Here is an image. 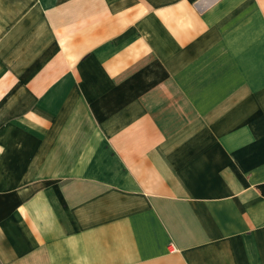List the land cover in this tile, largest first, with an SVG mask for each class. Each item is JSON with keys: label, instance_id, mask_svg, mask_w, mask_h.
Instances as JSON below:
<instances>
[{"label": "crops", "instance_id": "obj_1", "mask_svg": "<svg viewBox=\"0 0 264 264\" xmlns=\"http://www.w3.org/2000/svg\"><path fill=\"white\" fill-rule=\"evenodd\" d=\"M0 264H264V0H0Z\"/></svg>", "mask_w": 264, "mask_h": 264}, {"label": "built area", "instance_id": "obj_2", "mask_svg": "<svg viewBox=\"0 0 264 264\" xmlns=\"http://www.w3.org/2000/svg\"><path fill=\"white\" fill-rule=\"evenodd\" d=\"M170 250H171V252H175L176 251L173 247H171Z\"/></svg>", "mask_w": 264, "mask_h": 264}]
</instances>
